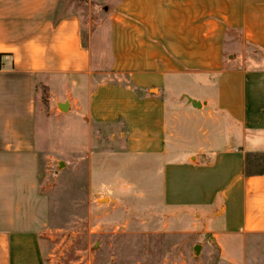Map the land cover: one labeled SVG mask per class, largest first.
I'll use <instances>...</instances> for the list:
<instances>
[{
	"label": "crops",
	"instance_id": "crops-1",
	"mask_svg": "<svg viewBox=\"0 0 264 264\" xmlns=\"http://www.w3.org/2000/svg\"><path fill=\"white\" fill-rule=\"evenodd\" d=\"M109 29V71L144 92L170 94L206 131L187 159L173 151L196 141L188 133L163 128L149 145L166 158L164 205L203 220L219 249L215 264H264V174L244 175L247 154L264 153V65L246 67L226 50L230 39L264 52V0H122ZM94 41L61 0H0V264H46L37 84L63 82L97 110ZM195 78L207 90L191 96L184 90Z\"/></svg>",
	"mask_w": 264,
	"mask_h": 264
},
{
	"label": "rangeland",
	"instance_id": "rangeland-1",
	"mask_svg": "<svg viewBox=\"0 0 264 264\" xmlns=\"http://www.w3.org/2000/svg\"><path fill=\"white\" fill-rule=\"evenodd\" d=\"M121 1L61 0L65 12L82 18L85 39L95 34L97 110L91 111L88 94L76 102L63 82L37 84V181L47 209L40 232L46 264H215L219 249L203 220L164 205L160 176L166 158L155 156L149 147L163 128L182 131L196 138L194 143L174 144L173 152L187 159L206 131L170 94L144 92L127 74L109 71V18ZM229 37L237 42V32ZM226 50L246 67L264 65V52L248 45L228 39ZM227 64L234 63L227 58ZM193 81L196 86L186 93L195 96L207 90ZM67 99L73 106L62 111L57 104ZM211 124L212 139L217 127ZM196 245L202 246L198 257Z\"/></svg>",
	"mask_w": 264,
	"mask_h": 264
},
{
	"label": "trees",
	"instance_id": "trees-1",
	"mask_svg": "<svg viewBox=\"0 0 264 264\" xmlns=\"http://www.w3.org/2000/svg\"><path fill=\"white\" fill-rule=\"evenodd\" d=\"M264 174V153H249L245 159L244 175L246 177Z\"/></svg>",
	"mask_w": 264,
	"mask_h": 264
},
{
	"label": "water",
	"instance_id": "water-1",
	"mask_svg": "<svg viewBox=\"0 0 264 264\" xmlns=\"http://www.w3.org/2000/svg\"><path fill=\"white\" fill-rule=\"evenodd\" d=\"M192 104L194 105L195 103L192 102ZM57 105L62 111L70 110V100L69 99H67L64 103H58ZM63 165L64 164L61 162L60 163V167H62ZM201 250H202V246L201 245H196L194 247V254H195L196 257H198L200 255Z\"/></svg>",
	"mask_w": 264,
	"mask_h": 264
}]
</instances>
